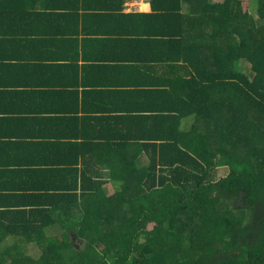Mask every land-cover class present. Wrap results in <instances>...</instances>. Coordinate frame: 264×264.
<instances>
[{
	"label": "trees",
	"instance_id": "obj_1",
	"mask_svg": "<svg viewBox=\"0 0 264 264\" xmlns=\"http://www.w3.org/2000/svg\"><path fill=\"white\" fill-rule=\"evenodd\" d=\"M253 3L263 20L264 0ZM124 8L125 0H0V72L17 71L19 86L52 67L77 69L92 42L131 43L134 58L100 62L127 64L142 80L131 83V104L63 120L68 135L52 144L70 158L21 171L42 178L40 188L5 189L15 171L2 170L0 264H264V30L250 2ZM204 51L219 65L210 68ZM32 243L39 254L26 257Z\"/></svg>",
	"mask_w": 264,
	"mask_h": 264
},
{
	"label": "crops",
	"instance_id": "obj_2",
	"mask_svg": "<svg viewBox=\"0 0 264 264\" xmlns=\"http://www.w3.org/2000/svg\"><path fill=\"white\" fill-rule=\"evenodd\" d=\"M133 11L149 12L150 0H125L124 12ZM81 22L79 29L82 31V28H87L88 23ZM130 44L125 41L114 48L111 44L107 46L106 42L89 43L81 53H86L91 59L86 62L81 58L77 69L63 72L52 67L53 73L40 78L30 74L28 79L21 80L26 86H19L20 81H16L17 71L13 72L12 69L11 73L0 72V74L4 73L5 77L0 79V85H12L0 86V173L3 169L15 171L9 172V176L1 182L5 189L7 186H28L26 191L38 189L42 178L33 179V182L30 179L28 181L26 177H23V180L20 176L22 170L36 167L39 162L40 165L47 164L52 158H62V160L70 158L67 154L63 157L64 151L54 150L55 146L52 144L53 135H68L61 128V123L69 115L74 114L80 117L86 115L88 110L118 108L122 107L124 102L127 104L133 102L132 97L137 96L133 94L136 90L129 89L134 87L131 85L132 82L142 84V80H136L139 76L133 69L125 68L124 65L127 64L100 62L102 58H111L116 55L134 58L136 54L128 48ZM103 65H120L118 68L125 69L119 71L118 68L112 69ZM157 66V70L162 71V65ZM17 82H19L18 86L15 85ZM9 98L12 100L8 101ZM56 114L58 115L55 116ZM39 116L48 118L53 116V118L46 121L47 125L36 127ZM75 127L74 125L73 128ZM40 134L46 137L42 145L40 141L43 138ZM10 190L13 189L10 188L7 191ZM27 193L24 191L18 195L24 199L28 196Z\"/></svg>",
	"mask_w": 264,
	"mask_h": 264
},
{
	"label": "rangeland",
	"instance_id": "obj_3",
	"mask_svg": "<svg viewBox=\"0 0 264 264\" xmlns=\"http://www.w3.org/2000/svg\"><path fill=\"white\" fill-rule=\"evenodd\" d=\"M213 1H220V0H213ZM245 1H249L250 2V12L254 15V17L258 20V30L261 31V28L264 30V19H260V15L256 9V6L254 5V3L252 4V0H245ZM212 2V1H211ZM259 32L254 31L252 32V39L255 40V41H258L260 36L258 34ZM254 46V45H252ZM259 48V47H258ZM254 49H256L254 47ZM203 57L205 58L206 62L209 64V67L210 68H213L214 66L216 65H219L218 63V59H217V56L216 54L213 52V51H204L203 52ZM242 68L245 72H247L248 74L252 75V69L250 67V64L247 62V61H242ZM220 108H224L225 111H227L226 109H230V106H219L216 108V110H219ZM234 116H236L238 119H239V116L237 114H234ZM243 121V117L240 118V123H242ZM237 124H231V126H229L228 128L231 129V131H234L235 129L237 130ZM211 142L213 144V147L214 148H220V145L223 146L225 140H223L222 138H220L219 142H218V139H219V136H221V133L218 131V130H215L214 133H211ZM263 158H264V152H263ZM221 172H219L220 174ZM113 188L112 186L110 187L109 191L112 192ZM14 239H11V238H8L7 239V243L13 245L14 247H16L18 249V252L19 253H23L22 252V249L18 248V245H17V242L16 241H13ZM39 254V250L37 249V247L32 243V244H29L28 245V248L25 252V256L26 257H37V255Z\"/></svg>",
	"mask_w": 264,
	"mask_h": 264
}]
</instances>
